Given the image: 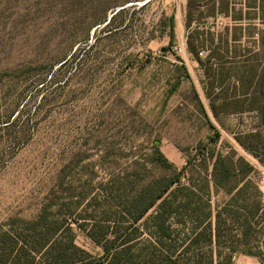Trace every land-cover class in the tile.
<instances>
[{"label":"rangeland","instance_id":"1","mask_svg":"<svg viewBox=\"0 0 264 264\" xmlns=\"http://www.w3.org/2000/svg\"><path fill=\"white\" fill-rule=\"evenodd\" d=\"M201 2L193 13L213 17L187 29L186 0H0V224L34 219L51 200L66 204L72 222L109 218L125 206L133 162L154 144L171 164L153 166L156 176H171L200 150L231 156L237 169L248 164L264 205V167L234 140L255 114L215 118L206 96L244 92L240 81L251 76L248 91L260 90L261 3ZM240 15L251 19L229 17ZM208 27L214 44L195 57L187 36L196 29L208 39ZM101 186L112 210L100 207ZM210 198L215 214L228 197L211 186ZM75 235L78 247L98 253L84 233ZM259 242L264 252V235ZM236 250L230 264H264Z\"/></svg>","mask_w":264,"mask_h":264},{"label":"trees","instance_id":"2","mask_svg":"<svg viewBox=\"0 0 264 264\" xmlns=\"http://www.w3.org/2000/svg\"><path fill=\"white\" fill-rule=\"evenodd\" d=\"M201 1L186 0L184 25L187 29L213 17L209 13L207 16L193 13L196 5L198 9L202 7ZM260 3L258 17L263 29L258 35L264 47V0ZM229 17L238 24L251 19L241 15ZM171 22L173 27V19ZM205 34L208 39L193 29L187 36V49L195 57L205 42L214 44L209 27ZM230 41L236 42L238 38L232 36ZM228 43L226 39V51ZM219 77L218 81L223 83L224 78ZM252 81V76L240 81L247 85L241 93L234 91L223 96L207 93L206 96L215 118L218 113L255 114L250 130L239 132L234 140L264 167V75L257 84L260 90L248 91ZM208 124L218 136V130L211 122ZM202 151L171 176H156L153 166L169 170L171 164L158 145H151L148 158L132 164L133 171L128 176L131 180L127 182L130 188L123 198L125 206L110 212L109 218L90 224L72 222V212L64 210L69 209L66 204L51 200L34 219L7 220L0 224V264H230L236 249H241L240 254L264 259L259 242L264 235L261 226L264 205L260 191L249 179L253 168L244 163L243 170L237 169L231 156L204 155ZM188 170L193 171L198 181H194L193 175L186 183L181 182ZM211 186L221 189L228 197L215 214L210 204ZM102 187L100 207L105 212L112 208L108 207L109 191ZM75 230L84 233L98 253L78 247ZM225 249L229 252L224 253Z\"/></svg>","mask_w":264,"mask_h":264},{"label":"built area","instance_id":"3","mask_svg":"<svg viewBox=\"0 0 264 264\" xmlns=\"http://www.w3.org/2000/svg\"><path fill=\"white\" fill-rule=\"evenodd\" d=\"M263 176H262V178H261V182H264V171H263Z\"/></svg>","mask_w":264,"mask_h":264}]
</instances>
